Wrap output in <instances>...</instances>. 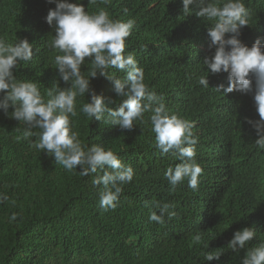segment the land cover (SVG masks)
Here are the masks:
<instances>
[{
  "label": "trees",
  "instance_id": "1",
  "mask_svg": "<svg viewBox=\"0 0 264 264\" xmlns=\"http://www.w3.org/2000/svg\"><path fill=\"white\" fill-rule=\"evenodd\" d=\"M69 2L83 4L89 14L104 10L113 20L134 21L125 55H134L144 83L170 114L193 124L195 160L203 172L198 190L185 181L172 191L164 173L180 161L156 148L151 113L131 131L121 130L89 120L81 108L91 98L77 96V116L70 120L82 144L111 149L134 171L133 180L122 185L118 207L104 211L92 186L97 174L81 176L79 168L69 172L56 164L32 146L38 136L25 137V125L0 111V193L8 196L0 204V264H241L249 248L264 243V150L256 147L258 137L247 123L259 120L254 92L224 96L213 90L227 87L226 73H209V88L198 84L207 76L203 60L215 51L209 48L210 25L194 13L185 17L181 0ZM243 3L248 26L239 39L248 47L258 38L264 44V0ZM54 8L47 0H0V38L27 39L33 48L32 60L21 62L14 74L37 83L45 101L57 83L67 87L54 64L59 53L49 47L55 33L46 16ZM90 68L86 59L82 74L87 77ZM108 72L117 79L125 75L115 68ZM90 87L118 109L121 98L111 81L98 76ZM157 204L173 206L176 215H165L162 224L149 222L151 211L159 214ZM13 213L18 216L10 223ZM246 227L255 229V237L232 252L228 242ZM205 253L219 259L209 262Z\"/></svg>",
  "mask_w": 264,
  "mask_h": 264
},
{
  "label": "clouds",
  "instance_id": "2",
  "mask_svg": "<svg viewBox=\"0 0 264 264\" xmlns=\"http://www.w3.org/2000/svg\"><path fill=\"white\" fill-rule=\"evenodd\" d=\"M47 2L55 4V8L50 9L46 16V23L55 33L49 47L59 53L54 57V64L59 80L67 87L61 88L57 83L54 90L48 91L49 98L45 101L37 83L18 80L14 74V69L21 62L32 60V44L27 39L17 38V42L8 43L0 38V111L25 125V137L38 136V141L33 142L32 146L53 157L56 164L69 172L79 168L81 176L97 174L92 186L99 189V206L104 211L118 207L122 185L133 180L134 171L131 166L122 163L111 149L106 150L100 145L88 148L82 144L79 133L72 130L70 120L77 116L76 98L90 96V102L84 103L81 108L89 120L104 121L121 130L131 131L134 122L143 121L144 114L150 112L156 148L162 155L171 152L180 161L164 173L170 189L174 191L187 181L189 188L198 190L203 169L195 160L198 137L192 131L193 124L170 114L161 102L162 97L149 90L144 83L143 69L138 66L134 55H125L126 38L131 33L134 21L113 20L104 10L89 14L83 4L70 3L69 0ZM181 2L185 17L194 13L210 25L207 32L209 48L215 51L211 57L203 60L208 70L207 76L200 77L198 84L209 88V73H226L227 87L221 84L213 90L224 96L233 92L245 95L254 92L259 120H247V123L258 137L254 142L256 147L264 150V44L258 38L248 47L239 39L241 29L248 26L249 14L243 0ZM86 59L91 64L87 77L81 72ZM111 68L123 72L124 78L117 79L110 75L108 70ZM98 76L114 84V92L121 98L117 110L109 107L115 101H106L90 87L91 79ZM10 107L13 109L11 113L8 111ZM33 129L39 131L34 133ZM7 200L8 196L0 193V204ZM172 207L157 204L159 214L151 211L149 222L162 224L165 215L171 219L176 215L170 211ZM17 216V213H13L9 222L16 221ZM255 235L254 228H243L233 234L227 247L232 252L243 250ZM196 240L199 241L200 236L197 235ZM205 259L211 262L219 259V256L205 253ZM241 264H264V243L249 248Z\"/></svg>",
  "mask_w": 264,
  "mask_h": 264
}]
</instances>
